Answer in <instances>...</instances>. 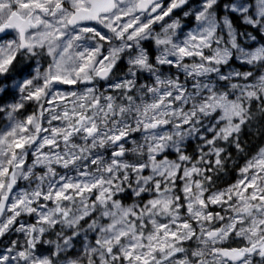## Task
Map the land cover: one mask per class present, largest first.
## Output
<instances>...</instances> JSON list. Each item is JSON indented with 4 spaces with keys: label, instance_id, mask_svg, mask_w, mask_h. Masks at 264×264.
I'll return each mask as SVG.
<instances>
[{
    "label": "snow or ice",
    "instance_id": "1",
    "mask_svg": "<svg viewBox=\"0 0 264 264\" xmlns=\"http://www.w3.org/2000/svg\"><path fill=\"white\" fill-rule=\"evenodd\" d=\"M0 264H264V0H0Z\"/></svg>",
    "mask_w": 264,
    "mask_h": 264
}]
</instances>
